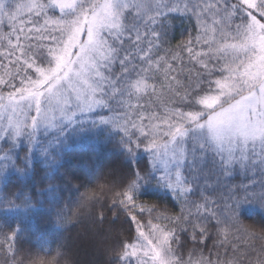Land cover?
<instances>
[{
    "label": "trees",
    "instance_id": "16d2710c",
    "mask_svg": "<svg viewBox=\"0 0 264 264\" xmlns=\"http://www.w3.org/2000/svg\"><path fill=\"white\" fill-rule=\"evenodd\" d=\"M36 3L44 9L25 6ZM129 3L105 66L104 107L50 129L0 133V264H140L125 245L144 238L141 231L162 242L171 264H262L264 163L250 152L225 168L195 129L212 110L204 99L220 96L224 105L237 98L236 83L239 94L252 87L242 82L246 57L236 46L244 48L255 14L239 0H212L218 17L210 23L204 0ZM59 14L49 0H0V111L36 78L34 64L49 63ZM144 58L152 59L147 72L139 70ZM138 76L146 89L134 104L127 100ZM179 124L192 131L181 170L186 193L162 178L148 147L154 138L167 142ZM156 125L159 134L149 135ZM133 181L134 200L121 205L117 194ZM230 189L233 199L240 190L235 207Z\"/></svg>",
    "mask_w": 264,
    "mask_h": 264
},
{
    "label": "rangeland",
    "instance_id": "374dc122",
    "mask_svg": "<svg viewBox=\"0 0 264 264\" xmlns=\"http://www.w3.org/2000/svg\"><path fill=\"white\" fill-rule=\"evenodd\" d=\"M239 1L242 4V0ZM49 2L60 12L57 21L64 22L56 24V34L50 38L49 63L44 66L33 65L36 78L28 85L26 84V89L21 92L22 94L8 101L0 111V129L8 130L10 126L23 128L33 121L39 124L37 127L50 129L59 123L79 121L105 105L102 86L107 87L111 83L105 66H109L115 58L117 48L113 41L117 40L121 32L122 16L130 6L129 0H76L74 8L64 11H61L58 4L69 5L73 3V0H49ZM105 3H111L113 9L120 13L114 24L105 23L102 16L93 15L94 11ZM243 4L247 5L249 13L252 14V10L256 7V0H243ZM204 5L211 12L209 16L211 23L218 17L210 8L212 0L209 2L204 0ZM254 16L250 18L255 21V31L246 33L243 49L239 44L236 46L246 57L242 69L244 77L242 82L252 87L247 92L239 94L243 85L241 81L236 83L237 98L224 105L220 96L204 99L203 103L212 110L207 118L198 123L195 128L198 134L207 138L216 150L219 143H224L228 139H238L239 134L234 125L241 119V114L244 117L255 118L257 113L264 111V23ZM76 18H79L78 22L71 24V21ZM151 62L152 59L144 58L139 63V70L149 71L148 67H151ZM81 68L85 69L87 75L83 79H78L75 73ZM143 80L139 77L131 85L139 82L144 91L146 83ZM57 84L60 85L59 88L54 87ZM38 90L43 92L38 93ZM139 93L132 87L130 100L127 102L132 103L133 100L135 104L141 98L138 96ZM22 97L27 98L21 99ZM45 113L49 119L54 121V126L44 125L41 122L45 118ZM198 116L191 118L196 120ZM112 121L110 119V122ZM188 132H185V136L178 137L175 142H171L170 138L167 141V149L161 147L157 152L155 150L152 152L153 158L158 162L162 178H167L169 184L175 182L177 171L181 173L186 157ZM250 152L255 155L256 163H264V154L261 153L258 143L255 150L249 145L246 155L248 156ZM235 159H242L238 149L235 151L233 161H236ZM146 237L148 240L141 238L134 244L137 246L135 256L140 264L142 261H146L147 264H171L164 255L162 242L157 238L154 242L149 235ZM149 248V255L145 256L144 253ZM130 251L132 252V249Z\"/></svg>",
    "mask_w": 264,
    "mask_h": 264
},
{
    "label": "snow or ice",
    "instance_id": "6c2138e0",
    "mask_svg": "<svg viewBox=\"0 0 264 264\" xmlns=\"http://www.w3.org/2000/svg\"><path fill=\"white\" fill-rule=\"evenodd\" d=\"M76 4V0H73L72 4L69 5H64L59 3L58 7L61 9V11H64L69 8H74ZM242 5L246 9L247 5L243 4L242 0ZM22 6V5H21ZM28 7L29 11H34L35 9L39 8L41 11L44 9V5L42 4H32V5H25ZM20 7V6H18ZM236 6L233 5V8ZM252 12L255 14L256 18L261 21V23H264V0H256V7L252 10ZM120 13L115 11L111 5V3H105L102 5L99 9L94 11L93 15L97 17H103V22L109 23V24H114L116 20L118 19ZM245 16H248V11L244 12ZM79 18H76L75 20L71 21V24H76L78 22ZM64 22L61 21H53V24H63ZM68 26V25H65ZM255 21H252L251 18L249 17V23L246 28V32L252 33L255 31ZM76 77L78 79H83L86 75L87 72L85 71L84 68H81L75 73ZM55 88H59L60 85H54ZM132 87L137 91V92H142L143 88L141 87V84L139 82H134ZM11 98V97H10ZM27 97H22L21 99H25ZM202 103V100L199 101ZM45 118L41 121L44 125L48 126H54V121L52 119H49L47 114L45 113ZM193 119L195 118L196 114H189ZM164 123H170V121H164ZM39 124L35 121H33L30 125H25L23 128L19 126H10L8 130L0 129V132H3L4 135L12 134L13 136H20L22 133L29 132L30 129L34 130ZM236 128V131L238 132V139H228L224 143H219L217 145V151L218 154L223 158L222 163L225 165V168L228 164L232 163L233 159L235 158V151L238 149L241 152V158L242 159H247V151L249 150V145L252 146V149L255 150L257 143L260 146L261 153L264 154V111L259 112L256 114L255 118H249V117H244L243 114H241V119L236 122L234 125ZM158 128L159 126L156 125L153 127V132L149 133V135H154V134H159L158 133ZM169 137H171V142H175L178 137L185 136V127L183 124H179L173 128H171L167 133H165ZM32 135H35V132H32ZM168 142L163 141L162 143L157 141L155 138L150 140V143L148 147L151 149H154L156 152L159 148L163 147L167 149ZM227 153V155H225ZM170 187L172 188H179L181 193H186L190 192V186H182V181H181V173L180 171H177L175 173V182H171ZM135 187V182L133 181L128 189L125 191L118 193L117 196L120 198L119 202L121 205H125V200H134L133 194H132V189ZM232 190H229V195H228V200L229 201H234L233 207L238 204V202L242 199L240 196V190L235 191V199H233V194ZM245 195H247L245 193ZM206 201L210 198H205ZM259 199L261 202V205L264 206V192H261L259 194ZM207 204V203H205ZM197 210L200 209L201 205L196 204L194 205ZM203 207H205L203 205ZM206 208V207H205ZM142 209H144L142 207ZM151 211V209L149 210ZM100 218H103V215L101 214ZM132 219V218H131ZM140 235L144 236L143 231L140 232ZM146 240L148 238L144 236ZM150 243V241H149ZM127 248H131L132 252L128 253L125 252V256L132 255L135 256L137 254V246L129 243L128 245H125ZM150 252V248L148 251L144 253L145 256H148ZM142 264H147L146 261H142ZM264 264V262H262Z\"/></svg>",
    "mask_w": 264,
    "mask_h": 264
}]
</instances>
